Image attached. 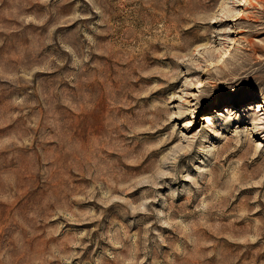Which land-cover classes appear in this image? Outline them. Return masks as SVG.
<instances>
[{
  "label": "rangeland",
  "instance_id": "374dc122",
  "mask_svg": "<svg viewBox=\"0 0 264 264\" xmlns=\"http://www.w3.org/2000/svg\"><path fill=\"white\" fill-rule=\"evenodd\" d=\"M0 264H264V0H0Z\"/></svg>",
  "mask_w": 264,
  "mask_h": 264
},
{
  "label": "bare ground",
  "instance_id": "6f19581e",
  "mask_svg": "<svg viewBox=\"0 0 264 264\" xmlns=\"http://www.w3.org/2000/svg\"><path fill=\"white\" fill-rule=\"evenodd\" d=\"M225 54L224 53H221L220 55H219V57L217 58V61L219 62L221 59H222V57L224 56ZM216 63V62H215ZM254 128H257V126L255 125V123H254Z\"/></svg>",
  "mask_w": 264,
  "mask_h": 264
}]
</instances>
